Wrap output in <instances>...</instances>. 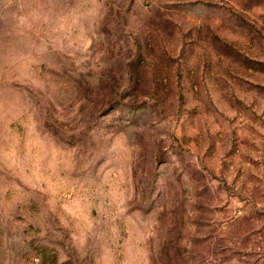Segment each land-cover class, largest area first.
Returning <instances> with one entry per match:
<instances>
[{"label": "rangeland", "instance_id": "obj_1", "mask_svg": "<svg viewBox=\"0 0 264 264\" xmlns=\"http://www.w3.org/2000/svg\"><path fill=\"white\" fill-rule=\"evenodd\" d=\"M0 264H264V0H0Z\"/></svg>", "mask_w": 264, "mask_h": 264}]
</instances>
